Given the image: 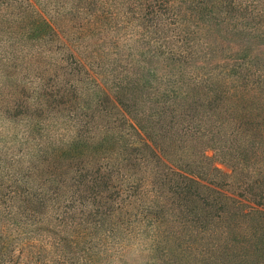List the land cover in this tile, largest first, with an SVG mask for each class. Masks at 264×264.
I'll return each mask as SVG.
<instances>
[{
    "label": "rangeland",
    "instance_id": "1",
    "mask_svg": "<svg viewBox=\"0 0 264 264\" xmlns=\"http://www.w3.org/2000/svg\"><path fill=\"white\" fill-rule=\"evenodd\" d=\"M0 264H264V0H0Z\"/></svg>",
    "mask_w": 264,
    "mask_h": 264
}]
</instances>
